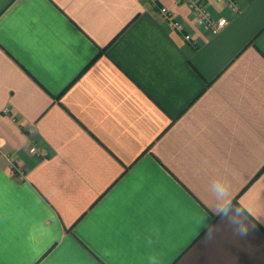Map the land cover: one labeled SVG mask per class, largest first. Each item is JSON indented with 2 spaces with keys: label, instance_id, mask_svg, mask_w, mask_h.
<instances>
[{
  "label": "crops",
  "instance_id": "0c3cea01",
  "mask_svg": "<svg viewBox=\"0 0 264 264\" xmlns=\"http://www.w3.org/2000/svg\"><path fill=\"white\" fill-rule=\"evenodd\" d=\"M235 1L213 33L179 0H0V264H264V0Z\"/></svg>",
  "mask_w": 264,
  "mask_h": 264
},
{
  "label": "clouds",
  "instance_id": "9594fccd",
  "mask_svg": "<svg viewBox=\"0 0 264 264\" xmlns=\"http://www.w3.org/2000/svg\"><path fill=\"white\" fill-rule=\"evenodd\" d=\"M209 191L214 197V204L210 208L211 216L218 217L222 221L226 220L229 224L235 227L239 234L246 235L248 231L246 212L248 210L243 206L237 207L233 204L229 181L225 177H216L211 181ZM205 218L210 219L207 214H205ZM258 219L261 223H264V218ZM206 227L207 236L210 238L213 233V226L208 224Z\"/></svg>",
  "mask_w": 264,
  "mask_h": 264
},
{
  "label": "built area",
  "instance_id": "2783aa9c",
  "mask_svg": "<svg viewBox=\"0 0 264 264\" xmlns=\"http://www.w3.org/2000/svg\"><path fill=\"white\" fill-rule=\"evenodd\" d=\"M223 1L233 12H238L239 5L235 0ZM179 2L187 3L195 16L197 24L208 27L213 33H217L227 24L226 18L215 19L210 14L205 0H179ZM160 11L173 29L183 30L184 26L174 18L173 13L168 7H162ZM186 38H190V35H187ZM30 151L33 153L37 152V148L33 146L30 148Z\"/></svg>",
  "mask_w": 264,
  "mask_h": 264
}]
</instances>
